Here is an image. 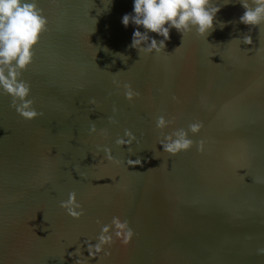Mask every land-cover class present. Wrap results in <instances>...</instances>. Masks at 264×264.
<instances>
[{
  "label": "water",
  "instance_id": "1",
  "mask_svg": "<svg viewBox=\"0 0 264 264\" xmlns=\"http://www.w3.org/2000/svg\"><path fill=\"white\" fill-rule=\"evenodd\" d=\"M37 2L48 31L23 76L43 116L25 120L0 95V264H264V26L240 23L238 0H213L206 37L173 28L165 52L140 54L137 26L122 23L134 0ZM159 116L173 123L161 131ZM197 121L190 150L164 152ZM125 130L131 153L116 144ZM70 192L80 219L60 206ZM113 217L134 237L90 257L85 241Z\"/></svg>",
  "mask_w": 264,
  "mask_h": 264
},
{
  "label": "clouds",
  "instance_id": "2",
  "mask_svg": "<svg viewBox=\"0 0 264 264\" xmlns=\"http://www.w3.org/2000/svg\"><path fill=\"white\" fill-rule=\"evenodd\" d=\"M238 2L245 9L239 22L251 28L261 29L264 26V0H238ZM220 10L213 4V0H134V15H124L122 23L125 27L130 24L137 26L130 47L137 49L140 54L142 52L160 54L165 52L166 42L170 41V32L173 28L183 37L193 30L206 37L214 30V22ZM48 24L49 21L37 0H0V95L11 97L10 107L28 121L42 117L43 113L38 112L34 106L35 101L29 99L31 84L24 79L23 74L33 64L35 48L42 35L48 31ZM224 26L225 24L221 22L220 27ZM140 27L145 31L141 32ZM149 33H155L163 39L157 41L151 38ZM242 42L248 45L253 43L250 35H246ZM123 87L125 97L130 102L140 96L130 84H125ZM89 103L95 104L96 100L93 98ZM113 111L115 112L116 109L114 108ZM109 122L116 123L112 118H109ZM172 123V120L164 116H159L156 120V126L161 131ZM202 128L203 124L199 121L191 123L187 130L180 128L166 135L160 144L164 152L171 155L188 151L195 145V141L189 138V133L196 135ZM104 131L101 130L102 133ZM95 132L97 129L93 123L90 133ZM125 136L127 139L119 138L116 144L128 145L131 153L133 152L131 145L137 138L130 130H125ZM198 150L201 152L204 150L202 140L199 142ZM98 151L110 152V149L98 148ZM129 163L142 166L140 159L129 160ZM60 206L75 219H80L84 215L83 207L78 203L75 192H70L68 199L62 201ZM97 223L102 225L98 243L94 245L85 241L92 258L99 253L110 255V252H105V248L111 247L115 242L114 238L121 239V242L127 245L135 235L130 223L120 217H113L111 223L107 225H103L99 220ZM257 254L264 255V248H258ZM76 264L80 262L77 261Z\"/></svg>",
  "mask_w": 264,
  "mask_h": 264
}]
</instances>
